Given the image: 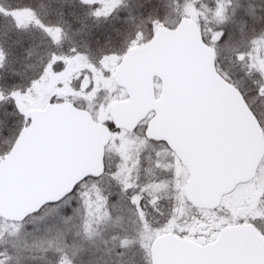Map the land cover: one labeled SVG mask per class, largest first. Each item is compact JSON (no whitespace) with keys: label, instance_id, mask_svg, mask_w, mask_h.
Here are the masks:
<instances>
[{"label":"snow or ice","instance_id":"obj_1","mask_svg":"<svg viewBox=\"0 0 264 264\" xmlns=\"http://www.w3.org/2000/svg\"><path fill=\"white\" fill-rule=\"evenodd\" d=\"M0 264H264V0H0Z\"/></svg>","mask_w":264,"mask_h":264}]
</instances>
